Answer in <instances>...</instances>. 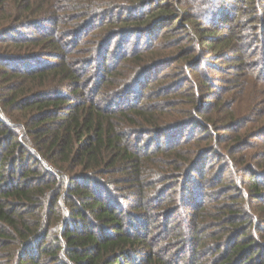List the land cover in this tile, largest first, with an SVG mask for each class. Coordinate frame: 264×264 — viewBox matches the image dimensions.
Returning a JSON list of instances; mask_svg holds the SVG:
<instances>
[{"label":"trees","instance_id":"16d2710c","mask_svg":"<svg viewBox=\"0 0 264 264\" xmlns=\"http://www.w3.org/2000/svg\"><path fill=\"white\" fill-rule=\"evenodd\" d=\"M149 2L156 7L145 15L140 10ZM133 11L140 14L130 25ZM75 12L83 19L80 27L98 23L103 31L110 28L108 35L118 32L112 41L123 34L136 38L133 51L127 54L120 46L123 54L113 64L107 49L99 53L95 71L87 73L90 62L71 59V43L58 38L69 34L63 23ZM190 18L167 0H0V264H201L204 233L215 223L223 233V257L216 264H264V153L245 151L226 161L223 173L232 172L235 179L230 185L223 181V202L215 212L204 213L203 203L183 195L179 234L167 224L165 243L156 248L148 232L138 233V223L152 217L148 192L177 178L188 184L205 164L197 155L213 153L217 135L211 130L220 126L216 117H204L209 100L200 89L205 92L208 84L185 86L193 78L183 75L194 73L197 62L190 56L179 60L184 67L155 78L169 90L187 93L180 95L183 108L147 107L151 94H138L134 86L149 82L159 68H171L157 66L170 51H150L147 42L146 55L140 52L141 36L157 28L171 31ZM230 36L217 46L231 50L238 41ZM256 82L250 86L252 105L253 92H264ZM135 92L136 100L121 104L120 98ZM185 118L201 127L199 148L211 144L193 156L176 144L182 143L179 124ZM221 120L234 132L235 116ZM256 124L235 132L233 156L254 148L253 133L264 137V129L254 131L260 128ZM194 188L197 197L199 186Z\"/></svg>","mask_w":264,"mask_h":264},{"label":"rangeland","instance_id":"374dc122","mask_svg":"<svg viewBox=\"0 0 264 264\" xmlns=\"http://www.w3.org/2000/svg\"><path fill=\"white\" fill-rule=\"evenodd\" d=\"M167 2L177 9L182 8L187 13V16L191 17V21L189 24L181 22L179 26L177 22L170 26L174 28L171 31L170 28L165 30L157 28L153 34L149 35L145 32L141 36L140 52L146 55L147 49L145 50V46L147 42L149 43L148 48L152 47L149 49L150 51L154 49L170 51L165 52L167 58L164 61L161 60V64L157 66L170 65L171 68H159L153 73L149 82L134 84L136 88L133 87L138 94H151L152 100L145 102L147 107L158 106L163 111H171V109L177 107L179 109L183 108L181 106L182 96H184L183 94L187 95V93L179 91L178 87L175 90H169L168 83L158 82L159 79L156 80L155 78H160L164 73L170 74L173 69L184 67L185 61L179 62V60L183 55L190 56L193 58V62H197L194 67V73L190 72L189 74L187 73L188 75H183V77H187L185 79H188L189 76L193 78L187 81L185 86L188 87V85L195 84L199 86L202 82L208 84V87L204 89L205 92L200 89V94H205L204 100H209V104L204 106V117H210V119H215L216 117L220 126L211 130V132L217 135L215 137L216 141L211 140V143L214 142V147H211L213 153L210 152L203 158H199L200 155H197L195 159H201L200 161H203L205 164H202L201 170H198V172L191 176L188 184H186V179L179 182L180 178H177L165 184L161 183L158 185L159 190L156 192H148L150 199L147 202V206L152 212V217L147 215V222H139V230H137L140 235L148 232L149 240L152 239L156 248L165 243L163 228L167 224L170 230H173V234L180 233L177 226L184 216L183 211L178 213L181 207V196L186 195L188 197L190 194V198L194 202L205 205L204 213L215 212L219 203L223 202V181L225 184L230 185L233 179H235L232 172L223 173V168L227 167L226 161L228 159L234 160V158L239 157L245 151L250 152V154L256 153L259 155L264 153V137L258 138L255 133L252 134V139L250 138V145L254 148L239 150L240 153L236 156L232 155V150L230 152V149L236 146L232 142L233 137L236 135L235 132L240 131L241 133L245 130L243 128L256 124L257 121H260L261 115L264 114V92L258 89L256 92L259 94L253 92L255 94L253 105L255 106L252 110V89L250 87L253 84L252 82L257 81L256 83H259L260 87H262L259 89H264V80H262L264 79V0H179L178 3L176 0H167ZM155 7L156 5L149 2L145 11H140L146 15ZM116 9L118 10V7ZM60 12H63V10L60 9ZM138 14H140L139 11H133L131 13L132 17H127L130 25L137 24L134 18H138L136 17ZM82 21L83 19H81L77 12L73 16H68L63 23V31L68 30L69 34L64 37L58 35V38H66L65 41L71 43V59L75 61L84 59L90 62L85 69L87 73L95 71L96 65L94 63L97 57H99V53L105 52L107 49H110L109 59L113 64L123 54V48L127 54L133 51L132 48L136 38L129 39L130 34H123L120 38L112 41V39L118 37V32L108 35L109 32L107 30L110 28H106L103 31L98 26V23L95 26H91V28L87 26L80 27ZM118 26H121V23ZM131 29L133 30V28ZM227 36H230L228 37L230 39L234 36L235 40L237 39L238 41L235 46H232L233 48L231 47V50H223V47L217 46V42ZM124 40L126 41L125 44ZM110 44L111 46L108 48ZM120 46L123 47L122 52L119 49ZM172 53H174L173 58H170L169 56ZM77 67L84 69V67L78 65ZM178 81V79L173 78L171 82L178 84ZM126 84H129V80L124 85ZM148 85L149 89H146ZM83 94H86V92L83 91ZM128 99L130 102H133L137 99V93L135 92L129 98L127 96L120 98L119 101L124 105ZM228 115L235 116L238 120L237 126L232 127V129H235L234 132L227 130L229 129L228 127L223 128V120L221 119H225ZM202 119L204 118L202 117ZM177 120H179L178 117ZM198 122L200 123L199 120ZM180 125H184L181 132L183 140L180 143L181 140L178 141L180 139L178 138L176 140L178 142L175 143L177 145L180 144L179 147L182 148L184 155L189 156V153L193 151L191 153V156H193L194 151L201 149L198 143H196L202 134L201 127L189 120V118L182 120ZM257 125H260V128L254 131H263L264 118ZM205 139H209V137L207 136ZM174 141L172 140V142ZM165 143L166 140L161 141V147H164ZM208 145H211L210 142H205L200 146L204 150V148H208ZM154 150L155 148H152V151ZM248 163L250 166L251 162ZM237 168L239 166L234 165L235 171ZM241 177H243V181H246V175L244 176L243 174ZM219 183L222 184L218 185ZM197 185L200 189V195L196 197L194 187H197ZM213 186L215 187L214 189L211 188ZM213 194H217L216 197ZM151 202L154 205L157 204L155 208L162 205V209L157 210L152 208ZM144 225H148L150 230L146 231ZM206 230L204 234L207 235V240L202 242L200 248V251L203 252L201 264H216V261L218 259L221 260L220 258L223 257V236H221L223 233L220 234L218 223L207 226ZM213 236H218V238ZM181 264H186V262L184 263L182 260Z\"/></svg>","mask_w":264,"mask_h":264}]
</instances>
